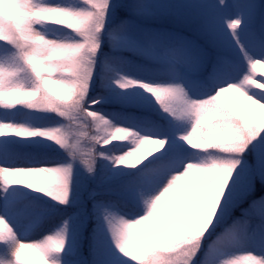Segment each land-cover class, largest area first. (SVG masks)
Wrapping results in <instances>:
<instances>
[{"label": "snow or ice", "instance_id": "1", "mask_svg": "<svg viewBox=\"0 0 264 264\" xmlns=\"http://www.w3.org/2000/svg\"><path fill=\"white\" fill-rule=\"evenodd\" d=\"M26 254L264 264V0H0V264Z\"/></svg>", "mask_w": 264, "mask_h": 264}, {"label": "rangeland", "instance_id": "2", "mask_svg": "<svg viewBox=\"0 0 264 264\" xmlns=\"http://www.w3.org/2000/svg\"><path fill=\"white\" fill-rule=\"evenodd\" d=\"M120 135H123V134H120ZM25 258L31 260L32 264H38V260L34 256L26 254Z\"/></svg>", "mask_w": 264, "mask_h": 264}, {"label": "bare ground", "instance_id": "3", "mask_svg": "<svg viewBox=\"0 0 264 264\" xmlns=\"http://www.w3.org/2000/svg\"><path fill=\"white\" fill-rule=\"evenodd\" d=\"M150 147H155L154 145H152V144H146L143 148H141V152H145L148 148H150Z\"/></svg>", "mask_w": 264, "mask_h": 264}]
</instances>
